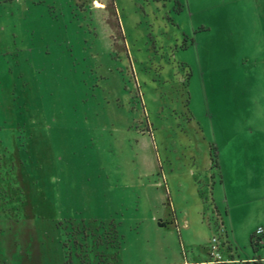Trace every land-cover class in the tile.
Here are the masks:
<instances>
[{
    "label": "rangeland",
    "instance_id": "1",
    "mask_svg": "<svg viewBox=\"0 0 264 264\" xmlns=\"http://www.w3.org/2000/svg\"><path fill=\"white\" fill-rule=\"evenodd\" d=\"M79 1L0 0V264L264 257V0Z\"/></svg>",
    "mask_w": 264,
    "mask_h": 264
},
{
    "label": "crops",
    "instance_id": "2",
    "mask_svg": "<svg viewBox=\"0 0 264 264\" xmlns=\"http://www.w3.org/2000/svg\"><path fill=\"white\" fill-rule=\"evenodd\" d=\"M219 158V157H218ZM218 163H219V159H218ZM218 170V174H219V182H220V185L223 187V189H227V182H226V179H225V171H224V168L222 166V164L219 163V166L216 168ZM216 184H217V181H215ZM214 184V183H213ZM211 184L212 186V192H213V201L214 203L216 202V197H215V190H216V184ZM196 192L197 194L200 195V189H198V186L196 187ZM225 198L228 202H230V199H229V195L227 193V195H225ZM240 205V204H238ZM253 209L252 211V214L254 213L255 215V220L257 222V224H255L257 227L259 225H264L263 221H264V201L259 204V205H250ZM202 210L203 208L202 207H199L198 208V212H196V221H198L197 223H199V228H201V233H200V237L198 238V240H196L197 242L195 243V241L193 243H189L188 242V239L186 237H184L183 235V227H182V223L181 221L179 222L180 224V227H181V238H182V241H183V245L184 247L186 246H193V245H198V246H206L208 247V244H209V238H210V226H211V221H208L207 219H204V217H202ZM228 213V220H230V225H231V228L233 230V224L231 223L232 221V215L231 213L227 212ZM261 216V217H260ZM227 221H225L224 219V223L226 224V226L228 227V222L226 223ZM255 222V223H256ZM189 224L188 221H185V226H187ZM255 226V227H256ZM229 229V228H228ZM203 230V231H202ZM231 239V238H230ZM233 246L237 247L238 248L236 249V251L238 252L237 254L238 255H230V259L232 260L231 261V264H241L244 262V264H252V263H255V264H262V260L264 259L263 256L259 255V257H254V256H251V255H243V253L240 251L241 250V247H239V242H238V239L237 238H234V239H231V242ZM200 248V247H199ZM199 254V252H196L195 248H191V250H188L187 253H185V255H183V258L184 259H180L179 263L181 264H198V263H203V262H211L210 260L207 261V260H202L200 262H196L195 261V254ZM201 257L203 256L202 254H200ZM225 264V263H223Z\"/></svg>",
    "mask_w": 264,
    "mask_h": 264
},
{
    "label": "trees",
    "instance_id": "3",
    "mask_svg": "<svg viewBox=\"0 0 264 264\" xmlns=\"http://www.w3.org/2000/svg\"><path fill=\"white\" fill-rule=\"evenodd\" d=\"M90 0H80L79 3L84 4L86 2H88ZM156 1H160V0H156ZM106 8L109 10L110 12V16L113 15L115 17V20L112 22L111 21V17L108 19L110 20L109 23L114 26V27H117L118 29V32H122L121 30V24H120V21H119V17L117 15V7H116V3H115V0H110L109 3L106 5ZM212 150L215 151V147L212 146L211 147ZM212 156V163L215 167H218L219 166V163H218V155L217 153H213L211 154ZM165 207H166V211L168 213V215L171 217V221L169 222V227H172V228H177L179 229V223H178V218H177V213H176V210L174 209L173 207V204H172V199L170 196L167 197V200L165 202ZM259 240H264V234L259 238ZM251 243L254 245V247H257L259 244V241L254 233V235L251 237Z\"/></svg>",
    "mask_w": 264,
    "mask_h": 264
},
{
    "label": "built area",
    "instance_id": "4",
    "mask_svg": "<svg viewBox=\"0 0 264 264\" xmlns=\"http://www.w3.org/2000/svg\"><path fill=\"white\" fill-rule=\"evenodd\" d=\"M223 225V223H222ZM224 229V228H223ZM264 234V225H259L255 231V235L259 242H264V240H259V238ZM210 253H211V262H217V263H224V262H231L232 260L225 259L222 248V242L220 241V237L217 235L213 236L211 238L210 242Z\"/></svg>",
    "mask_w": 264,
    "mask_h": 264
}]
</instances>
